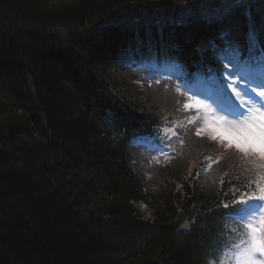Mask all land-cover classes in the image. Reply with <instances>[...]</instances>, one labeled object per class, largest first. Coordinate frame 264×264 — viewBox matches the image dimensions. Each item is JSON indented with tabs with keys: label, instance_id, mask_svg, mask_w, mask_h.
<instances>
[{
	"label": "trees",
	"instance_id": "trees-1",
	"mask_svg": "<svg viewBox=\"0 0 264 264\" xmlns=\"http://www.w3.org/2000/svg\"><path fill=\"white\" fill-rule=\"evenodd\" d=\"M222 1L0 0V264H207L220 252L217 205L248 190L250 167L232 150L199 153L189 97L140 66L220 74L226 40L243 55L250 29L264 51V0ZM174 125L179 154L164 166L188 164L148 181L131 142Z\"/></svg>",
	"mask_w": 264,
	"mask_h": 264
},
{
	"label": "snow or ice",
	"instance_id": "snow-or-ice-1",
	"mask_svg": "<svg viewBox=\"0 0 264 264\" xmlns=\"http://www.w3.org/2000/svg\"><path fill=\"white\" fill-rule=\"evenodd\" d=\"M228 2L236 6L243 4L244 0ZM228 11H231V8L226 9V12ZM226 35L223 34L222 38ZM248 39L250 58L244 61L239 59L238 46L226 40L228 46L236 53V62L229 60L224 64L220 83L222 94L231 90L225 96V101L231 110L228 114L233 115L235 120L228 121L226 116H218L216 120L221 125H227L219 133L221 141L227 140V147L235 148L246 156H259L264 159V67L256 74L241 69V64L248 65L257 61L264 64V51H261L259 57L251 55L255 52L256 45L254 29H250ZM229 64L232 65L231 69ZM196 106L207 107L202 102ZM185 107L190 105L186 104ZM200 134L198 130L197 135ZM212 139H217V136ZM253 184L255 190L252 188ZM237 192H240V189L232 191L228 203L217 205L229 211L222 214V231L213 241V246H219L222 251L210 256L207 264H219L221 256L228 252L231 253L234 264H264V177L249 181L248 190L239 196L236 195ZM226 221L232 222L231 226Z\"/></svg>",
	"mask_w": 264,
	"mask_h": 264
},
{
	"label": "rangeland",
	"instance_id": "rangeland-1",
	"mask_svg": "<svg viewBox=\"0 0 264 264\" xmlns=\"http://www.w3.org/2000/svg\"><path fill=\"white\" fill-rule=\"evenodd\" d=\"M57 1V0H54ZM245 1V0H244ZM250 1V0H249ZM223 4L222 6L226 9L231 8V11L233 10L234 7L238 6H232L230 5L229 2H227L226 0L222 1ZM252 2V4H254L255 2ZM244 4V3H243ZM242 5V4H240ZM246 5V4H244ZM246 12V9L245 11ZM221 59L223 61L224 64L228 63L229 60H232L234 63L236 62L235 59L231 58L229 53H224L221 55ZM244 61V60H241ZM232 65L229 64V68L231 69ZM148 69H150V72L152 71L155 75V71L153 70V68L155 70H157L158 72H162L165 67H155L153 65H149V67H147ZM241 69L242 70H246V71H251L253 74L258 73L260 70H257L256 67H254V62L252 64H248V65H244L241 64ZM161 70V71H160ZM167 70H173V68H168ZM211 80V79H210ZM207 84H212L211 81H209ZM138 85H134L133 87H137ZM139 88V92L140 95H142L143 97L147 96L146 98V103H148L149 105H154L155 103H161L164 104L163 100H155V95H153V92L151 90H147L145 88L142 87H137ZM193 88H196V86H193ZM206 88V86H205ZM208 88V87H207ZM215 91V89H214ZM231 91V90H228ZM218 98H220L221 95H216ZM202 102L203 104L207 105V107H197L196 105L198 103ZM186 104L190 105V107H187L188 110H190V112L192 113L191 115V120L190 122H192V124L196 127V132L199 130L200 131V135H197V133L194 135V140L192 141L193 147H195V149H198V152L200 153L199 149L202 148H210L211 150H215L217 148H224V149H228V150H232L234 152H237L240 155V159L243 160L244 164L243 166H248L250 167V174L252 176V178H254V174L253 172H256L257 177L261 178L264 177V167H262V165H264V159H261L259 156H246L242 153H240L238 150H236L235 148H229L227 147V140L221 141V139L219 138V133L222 131L223 127H227V125H221L220 123L217 122L216 117L220 116L218 115L214 109L210 106V104L207 103V101L204 100H200L197 98H192V101H189L188 103L186 102ZM228 121H233L235 119H228L226 118ZM241 119H243V117H241ZM169 134V132L166 131V133H161L160 137H167ZM213 136H217V139L213 140L212 137ZM173 140V136H171L168 139V143H170ZM156 159H159L158 156L155 157ZM190 159H193V156H190ZM237 161V156L235 155V157L233 156H228V161L229 163L224 167V169H228V167H230L231 164L234 163V161ZM154 162L156 164H165L166 161L161 160V161H157L154 160ZM191 163L189 166V169L193 168V162L192 160H190ZM188 164V162H181L179 163H172L171 165H165V166H160L158 167L157 170L152 171L150 173H145V171L140 170L138 172L146 175V177H149L148 181L151 180H155L156 178H161L164 177L166 175H168L170 173V171H176L179 166ZM173 165V167H172ZM177 166V167H176ZM138 169V168H137ZM136 169V170H137ZM218 172V171H217ZM216 172V173H217ZM151 177H155V179H152ZM154 181V182H155ZM206 184V183H205ZM211 182H209V184L207 183L206 186L207 188L211 189ZM139 208V211H142V206L140 205H135Z\"/></svg>",
	"mask_w": 264,
	"mask_h": 264
},
{
	"label": "bare ground",
	"instance_id": "bare-ground-1",
	"mask_svg": "<svg viewBox=\"0 0 264 264\" xmlns=\"http://www.w3.org/2000/svg\"><path fill=\"white\" fill-rule=\"evenodd\" d=\"M99 117V116H98ZM100 118V117H99Z\"/></svg>",
	"mask_w": 264,
	"mask_h": 264
}]
</instances>
